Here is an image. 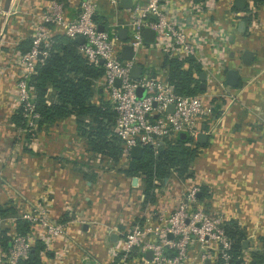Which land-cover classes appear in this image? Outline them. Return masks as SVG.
I'll list each match as a JSON object with an SVG mask.
<instances>
[{
  "label": "built area",
  "instance_id": "2783aa9c",
  "mask_svg": "<svg viewBox=\"0 0 264 264\" xmlns=\"http://www.w3.org/2000/svg\"><path fill=\"white\" fill-rule=\"evenodd\" d=\"M211 1L130 0V7L122 9L118 6V0H79L76 17L69 18L65 15L62 1L48 0L33 20L28 50L15 54L22 68L16 84L19 106L28 112L25 115H30L28 122L32 121L35 114L30 112L32 95L27 81L34 73L36 64L47 54L52 27L71 39L81 35L83 41L78 44L79 52L88 63L102 67L101 75L94 80V87L106 92L114 110L110 128L121 142L123 161L130 157L129 150L133 146H149L155 151L158 145L174 139L181 132L194 140L211 120L210 95L206 91L192 95L174 92L172 85L165 79V68L150 66L145 59L150 53L179 60L192 58L205 72L207 86L211 79L218 78L214 68H221L220 65L228 58L224 52L226 36L215 27L208 15L198 14L199 9L210 6ZM99 3L121 12V20L107 25L98 21L95 16ZM98 23L102 24V30L97 29ZM121 27L125 28L123 39L117 33ZM144 28L153 30L152 42L144 41ZM123 45L130 46V59L120 57ZM132 65L140 67L136 77L129 73ZM116 79L119 81L117 86L114 85ZM169 105L171 110L167 109ZM197 190L193 186L178 194L171 208L161 214L159 225L152 223V212L145 218V227L135 224L122 240V254L126 255L145 234V246L141 248L145 264H203L206 260L219 264L247 263L243 254L242 262L231 259L228 253L231 240L222 228L225 218L204 213L196 205ZM19 217L30 224L29 232L19 235L13 231L10 234L7 250L0 248V264H14L17 259L25 257L34 240L31 222L35 218L28 214ZM41 226L49 235L65 234L59 225L47 226L45 221H41ZM150 234L158 240L147 242L146 238ZM35 238L46 246L47 239L43 234ZM192 243H196L198 249L190 250ZM146 250L151 251V259L145 258Z\"/></svg>",
  "mask_w": 264,
  "mask_h": 264
},
{
  "label": "rangeland",
  "instance_id": "374dc122",
  "mask_svg": "<svg viewBox=\"0 0 264 264\" xmlns=\"http://www.w3.org/2000/svg\"><path fill=\"white\" fill-rule=\"evenodd\" d=\"M250 1L251 0H245V4L241 9L242 11H239L236 15L231 12L230 18L232 20L246 18V24L248 25L247 36H250V38L253 40L258 39L259 43L261 42V63H258L257 67L253 68V70L256 69L258 71L264 70V16H262V14H264V6L261 9L258 7L260 4L264 5V0L259 3L252 2V4H250ZM11 2L10 9L6 10V15L9 14V11L12 9ZM214 5L215 3L212 0L210 2V6H207L206 8L202 7L201 10L199 9L198 14L201 16H206L205 9L211 8ZM219 5H229L230 7L232 3L231 0H219ZM1 13L3 12L1 11ZM37 14H34V19L36 18ZM259 14H261V16ZM76 15L77 12L74 13L71 18L76 17ZM95 18H97V16ZM219 49L222 48L219 47ZM11 63L14 69H16L12 79L10 80L9 78L11 85L6 88V92L10 91V93L4 96L3 100H0L4 109L0 110V204L4 206H11L15 213H10L7 216L0 217V230L7 228L11 234L13 232V219L22 214H28L32 218H35L31 222V229L34 231L33 239H37L35 238L36 236L43 234L47 239V249L53 253V257L47 259L48 264H60L61 261H67L68 259L76 258L77 256L83 257L84 261L91 264H145V262L142 260L143 252L141 251V248L145 246V234L140 238V240H138L137 245H133L132 248H130L126 255L122 254V240L125 239V235L132 229L133 226H135V224H138L139 226L144 225L143 227H145V218H147L151 212L154 213V215L151 216V220L153 221L152 223L159 225L160 216L162 213H164L163 209H166V207L162 209L158 207L157 204L160 202L159 198L162 200L166 197H173L174 199V196H177L179 193L172 195L174 194L172 190L166 189V192L165 190H162L164 187V182L167 181L165 179L163 183H156V186L154 187L155 190L153 193L155 192V203L141 204L140 200L138 199L142 196L140 192V186L134 188L130 186L132 177H135L136 182L141 185V179L138 178L139 176H125L120 171L124 167V163H112L106 155L90 151L87 147L86 141L77 135L75 130L74 116L72 115L43 124L39 128H37L32 121L30 123L27 122V129L29 130L30 137L26 139L24 137V129L16 127L10 120L11 114L19 107L20 100L16 84L22 69L16 58L13 59ZM1 66L2 68H8L9 64L6 62L5 65L3 64ZM220 66L221 68H214L215 74L218 78H214V80L211 79L207 88L204 89L207 95H210V98H215L213 105L216 108L218 107L216 110L217 114L216 117H211V120H208L209 125L205 124L203 131L199 132L205 135L204 140L202 142H197L195 139L193 140L195 144L200 145L195 147L196 153L194 159L196 157H200L202 154L204 155L205 152L208 151L209 147L204 150V146H201V144L207 143L208 137L214 136L215 125L221 121V117L226 112L227 104L231 106L234 101L237 102V100L234 98V94L231 95L225 92L227 85L223 80V71L228 68L226 67L225 61ZM254 71H252L250 74V82L255 79ZM5 78L8 77L6 76ZM249 86H251V83H249ZM26 118L29 120L31 117L28 114ZM50 140H54L55 144L59 146L57 148L64 150L67 153L60 152V150H56L55 148L50 152L48 150L50 149L48 148L49 144H47V141ZM39 145L41 147H39ZM238 146L239 145L236 143L231 149L235 152L238 149ZM29 147L33 149L37 148V150H39L37 152L38 154L43 152L52 155V153H55L52 161L46 158V160L44 159L45 162L41 161L38 166L42 167L44 163H48V165L53 164V166L57 169L63 166L70 167L76 171L85 170L84 172H86L89 176L88 177L83 174L84 177L89 179L86 180L87 187L84 185L77 187L78 189H75V192H73L77 193L74 197L71 198L66 194L67 199L58 201L56 199L57 193L55 190V185L57 182H60L57 177L61 178V176H59L57 173H49L48 171L46 176L42 173L38 174L37 181L33 180L31 183L29 182L30 175H25V177L21 178L23 179L21 182L23 184L25 182L26 183L20 186L21 182L18 183L19 178H17V173L15 172L14 168L26 165L24 160L28 156L21 151V148L28 150L30 149ZM242 150H244V148H242ZM57 151L63 154H58L59 152ZM218 153L220 154V150H218ZM221 153H224L222 149ZM192 162L189 164V171L192 173V180L194 177H196V179H194L195 182L193 183L200 181L196 184L198 186L200 185L199 188L203 186L210 189V191L208 190V195L211 197V199H222L223 191L221 189L220 182L224 174L221 171V159L214 158V165H207L209 168L204 165V167H202V171H204V173H202L203 175L196 173V176L193 175L194 170L192 169ZM36 172L38 173V169H36ZM184 178L186 177H180L181 180ZM90 179H93V181H90ZM206 180H215V185H212V182V184H209ZM52 181H55V183ZM80 182H82L81 179H79V183ZM100 182V188H102V191L99 190L98 186ZM82 184H84V181ZM191 187H188L187 190L191 189ZM212 187H215V190L211 189ZM137 188L139 189V192H135ZM81 189H84L83 191H85L88 197L85 202L82 201L83 194L81 193L84 192H81ZM110 191L111 198L108 196ZM30 195H32V199H29L31 198ZM173 199L170 201H173ZM110 200L114 201L113 203L116 204L124 202L123 205L128 204L134 208L130 209L129 212L126 211V215H120V218H122L118 219L120 228L114 223H101L105 231L103 233H99V231L96 230V227L100 225L98 220L99 204H110ZM196 205L208 215H220L223 218L225 217L224 208H222V206H215L213 201L211 202V206H209V202L204 203L205 206L198 204ZM86 210L88 212V217L84 216V211ZM41 221H45L47 226L59 225L63 231H65V234L58 236L47 234L46 229L41 226ZM84 223L89 224L92 230L89 232H83L82 225ZM241 228L246 236L247 232H245L244 227ZM106 231H111L110 233L115 232L116 238L114 237L113 240H110L108 237V232ZM254 239L256 242L260 240L258 237L253 238V240ZM146 240L147 242H151L157 241L158 238L152 237V234H150V237H147ZM263 241L260 243L259 251L261 253H264ZM195 244L196 243H192L191 245L195 246ZM101 245L104 247V252L102 253L103 258L97 256L96 253V251L98 252L97 246ZM258 245L259 243H257L255 246L258 247ZM245 253L243 256L247 258L248 255Z\"/></svg>",
  "mask_w": 264,
  "mask_h": 264
},
{
  "label": "crops",
  "instance_id": "0c3cea01",
  "mask_svg": "<svg viewBox=\"0 0 264 264\" xmlns=\"http://www.w3.org/2000/svg\"><path fill=\"white\" fill-rule=\"evenodd\" d=\"M47 1L48 0H0V100H3L4 96L10 93V91L6 92V88L11 85L9 78L11 80L15 74L16 68L14 69L13 65H11V62L13 59H15V54L19 52L17 49V44L19 41L29 36L33 27V20L35 17L34 14L40 12ZM213 1L215 5L211 8L205 9V14L208 15L209 18L215 23V27L221 29L226 36V46L224 50L228 58L225 61V64L226 67L237 70L238 84L236 87L227 86L225 92L231 95L234 94V98L237 100V102L234 101L231 106L227 104L226 112L221 117V121L215 125L214 136L208 137V141L203 147L204 150L209 147L208 151L205 152L204 155L202 154L200 157L193 159L192 169L194 170V176H196V173L203 175L202 173H204V171H202V167H204V165L206 167H208L207 165H214V158L221 159V171L224 175L222 176L220 186L223 191V198L216 200L211 199V197L208 195V190L210 191V189L205 187L208 196L203 197L202 199L204 203L209 202V206H211L212 201L215 206H222L225 212V219H232L240 227H244L247 235L244 237L245 239H242V241H246V246L243 247L241 244V252L242 254L246 252L245 254L248 255L249 251H259L260 243H262L264 240V70H253V68L257 67L258 63H261V42L259 43L258 39L253 40L250 38V36H247L248 25L246 24V20H243V18L232 20L230 18L231 12L236 15V12L242 11L241 9H238V11H230L231 5L230 7L229 5L220 6L219 0ZM10 2L12 9L9 11V14L6 15V10L10 9ZM252 2L253 1L251 0L250 4H252ZM62 3L64 5V12L67 17L71 18L74 13L78 11L77 7L79 0H63ZM231 3L233 5V0H231ZM263 6L264 5L262 4L258 5L260 9L263 8ZM1 11L3 13H1ZM261 14L259 15L261 16ZM96 16L98 21L104 25H107L112 21L121 20L122 13L114 10L113 7L109 5L99 3ZM262 16H264V14H262ZM240 20L245 22V28L242 31L237 30V24ZM6 62L9 64L8 68H2L1 65H5ZM145 62L150 66L158 65V56L150 53L145 59ZM252 71H254L255 79L250 82V74ZM6 76L8 78H5ZM249 83H251V86H249ZM207 84V78L205 76V88H207ZM101 95L103 97H107L104 90H101ZM47 100L51 101L50 95L47 96ZM212 104L213 103H211V105ZM0 110H4L1 102ZM203 128H205V126H203ZM236 143L239 146L234 152L231 148ZM47 144H49L48 148L50 149L48 150L50 152L54 150V148L56 150H60L57 148L59 146L55 144L54 140L47 141ZM39 147L41 146L39 145ZM242 148H244V150H242ZM221 149L224 151V153H221ZM218 150H220V154L218 153ZM21 151L28 157H26L24 160L26 165L14 168L15 172L17 173V178H19L18 183L23 181L21 178L25 177V175H30L29 182L31 183L33 180L37 181V175L40 173L45 176L47 175V171L52 174L57 173L59 176H61V178L57 177L60 182H57L55 185V190L57 193L56 199L58 201L67 199V195H69L71 198L74 197L77 193L73 192H75V189H78L77 187H81L82 185L87 187L86 180L89 179L83 176V174L88 176L87 173L84 172V169H82L84 171H76L70 167L63 166L57 169L53 166V164L48 165V163H44L42 167L38 166L41 161L45 162L46 158L52 161L55 153H52V155L43 152L38 154L37 152L39 150H37V148H30L28 150L21 148ZM60 152L66 151L60 150ZM60 152L58 154H63ZM50 155L51 157L49 158ZM36 169H38V173L36 172ZM79 179H81L82 182L84 181V184H82V182L79 183ZM194 179H196V177H194ZM194 179L192 180L190 176L181 180L175 175L174 172H172V174L166 178L167 181L164 182V187L162 190H165L166 192V189H170L174 193L172 195H176L178 193L180 194L183 190L191 186L197 187L199 190L200 185L198 186L196 184L200 181L193 183L195 182ZM90 181H93V179H90ZM214 181L209 180L207 182L209 184L213 183L212 185H215ZM52 182L55 183V181ZM24 184L21 182L20 186ZM100 184L101 182L98 184L99 190L102 191ZM130 186L134 188L139 187L140 185L135 180L133 183L130 182ZM211 189L215 190V187H212ZM83 190L84 189H81V192H84L81 193L83 194L82 201L85 202L88 197ZM198 190L196 191V194L198 193ZM135 192H139V189L137 188ZM108 196L111 198V191L109 192ZM30 197L31 198L29 199H32V195H30ZM141 197L138 199L141 200ZM172 199L173 197H166L162 200L159 198L160 202L156 204L160 209L166 207V209L163 210H168L172 206V201H170ZM202 199H196V204L201 205L200 203ZM109 202L110 204H99L98 220L100 225L96 227V230L99 231V233H103L105 231L101 223H114L120 228L118 220L122 219L120 218V215H126V211L129 212L130 209L134 208L128 204L123 205L124 202L117 204L113 203L114 201L112 200ZM147 203H155V201ZM87 210L84 211L85 217H88ZM14 220L15 218L13 219V223ZM82 229L83 232H89L92 230L91 226L87 223L82 225ZM106 232H108V237L110 240H113L114 237L116 238L115 232ZM257 237L260 238V240L256 242L255 239L253 240V238ZM257 243H259L258 247L255 246ZM97 249V256L103 258L102 253L104 252V247L102 245L97 246ZM191 249L196 250L198 247L195 244V246L190 247V250ZM52 257L53 253L51 252L49 257L44 258L45 263L48 264L47 259ZM244 260L247 262L249 257L245 258ZM206 261L208 262L206 263ZM206 261H204L203 264H215L211 260ZM85 262L86 261H84L83 257L77 256L76 258H70L67 261H61L60 264H84ZM257 264H264V260Z\"/></svg>",
  "mask_w": 264,
  "mask_h": 264
},
{
  "label": "trees",
  "instance_id": "16d2710c",
  "mask_svg": "<svg viewBox=\"0 0 264 264\" xmlns=\"http://www.w3.org/2000/svg\"><path fill=\"white\" fill-rule=\"evenodd\" d=\"M252 1L262 2V0ZM231 10L238 11L234 5H231ZM47 26L51 27L50 24ZM30 44L31 38L27 36L18 42L17 49L21 53L25 52ZM158 65L165 68V79L172 85L174 92L181 95L204 92V89L199 86L198 79L201 68L192 58L179 60L160 54ZM101 73L102 67L99 64L88 63L79 52L78 43L74 39L51 27L47 54L41 62L36 64L34 73L27 81L32 95L30 112L35 114L32 122L39 128L56 119L74 116L77 135L86 141L88 149L106 155L112 163L123 164L125 162L120 171L125 176H139L141 179L140 203L154 202L153 189L156 183H163L172 172L179 178L191 176L189 164L194 159L195 147L200 145L195 144L189 136L180 138L176 135L174 139L158 145L155 151L149 146H143L138 157H129L127 161H123L121 142L110 128L115 116L114 110L108 98L101 95L102 89L94 87V80ZM48 95L51 96V101L47 100ZM214 99L211 98L210 102L213 103ZM217 108L212 104L210 117H216ZM27 113L22 106H19L10 116L16 127L24 129L26 139L30 137L27 129V115H25ZM205 144L202 143L201 146ZM203 197H207V193L205 187L202 186L195 194V199L201 200ZM200 204L205 206L203 199ZM10 213H15L11 206L0 204V217ZM222 228L231 240L228 249L231 259L241 261V242L245 237L244 231L232 219H225L222 222ZM12 229L15 233L24 235L29 232L30 224L17 216ZM10 240L8 229H1L0 248L3 251L9 247ZM50 255L51 251L44 243L40 239H34L26 256L17 259L14 264H46L44 258ZM248 257L249 260L245 264H257L264 260V253L252 250L249 251Z\"/></svg>",
  "mask_w": 264,
  "mask_h": 264
},
{
  "label": "water",
  "instance_id": "95a60500",
  "mask_svg": "<svg viewBox=\"0 0 264 264\" xmlns=\"http://www.w3.org/2000/svg\"><path fill=\"white\" fill-rule=\"evenodd\" d=\"M130 0H118V6L122 9H125V8H129L130 7ZM245 4V0H233V5L236 9H242L243 6ZM245 28V22L240 20L237 24V30L239 31H242L244 30ZM97 29L98 30H102L103 29V26L102 24L98 23L97 24ZM118 37L120 39H123L125 38V28L124 27H121L118 29ZM153 38H154V32L152 29L150 28H144L143 29V39L145 42H152L153 41ZM74 40L78 43V44H81L82 41H83V37L81 35H78L74 38ZM120 57L122 59H130L132 57V51H131V48L130 46L128 45H123L121 47V50H120ZM99 63H101V60H99ZM139 69L140 67L138 65H132V67L130 68V75L132 77H136L137 74L139 73ZM198 79H199V86L201 88H205V72L204 71H200L199 74H198ZM223 80H224V83L229 86V87H236L237 84H238V72L236 69L234 68H227L225 69L224 71V76H223ZM119 84V81L118 79H116L114 81V85H118ZM168 110H171V106L169 105L167 107ZM178 137L180 138H184L186 136V134L184 132H181V133H178L177 134ZM205 138V135H203V133H198L196 136H195V140L197 142H202ZM141 150L142 148L140 146H133L130 148L129 150V156L130 157H138L140 154H141ZM135 177H132L131 178V182H135ZM169 237H171L170 234H168ZM242 246L245 247L246 246V241L243 240L241 242ZM144 256L146 259H151V251L150 250H146L145 253H144ZM208 261H206L207 263ZM84 264H90L89 262H85Z\"/></svg>",
  "mask_w": 264,
  "mask_h": 264
}]
</instances>
